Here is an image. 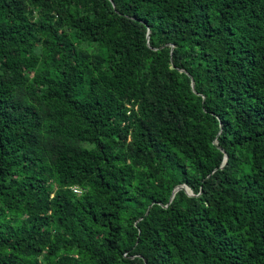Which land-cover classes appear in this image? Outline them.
<instances>
[{
    "label": "trees",
    "instance_id": "1",
    "mask_svg": "<svg viewBox=\"0 0 264 264\" xmlns=\"http://www.w3.org/2000/svg\"><path fill=\"white\" fill-rule=\"evenodd\" d=\"M0 264H264V0H0Z\"/></svg>",
    "mask_w": 264,
    "mask_h": 264
},
{
    "label": "water",
    "instance_id": "2",
    "mask_svg": "<svg viewBox=\"0 0 264 264\" xmlns=\"http://www.w3.org/2000/svg\"><path fill=\"white\" fill-rule=\"evenodd\" d=\"M193 86H194V82H193ZM227 159H228V155H226V160H227ZM184 187H186V185H179V186H177V187L174 189V191H173V194H172V196H171L170 201L173 200V198H174L176 192H177L179 189H182V188H184ZM187 191H188V193H189L190 195H193V194H194V193H192V191L190 192L189 189H188Z\"/></svg>",
    "mask_w": 264,
    "mask_h": 264
},
{
    "label": "rangeland",
    "instance_id": "3",
    "mask_svg": "<svg viewBox=\"0 0 264 264\" xmlns=\"http://www.w3.org/2000/svg\"><path fill=\"white\" fill-rule=\"evenodd\" d=\"M186 189L188 190V188L186 187ZM190 191V190H189ZM191 192V191H190Z\"/></svg>",
    "mask_w": 264,
    "mask_h": 264
}]
</instances>
